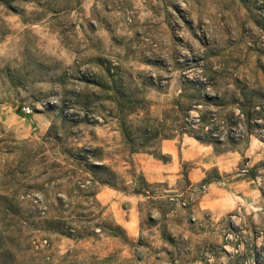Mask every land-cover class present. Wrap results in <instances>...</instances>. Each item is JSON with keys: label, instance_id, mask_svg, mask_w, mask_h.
<instances>
[{"label": "rangeland", "instance_id": "1", "mask_svg": "<svg viewBox=\"0 0 264 264\" xmlns=\"http://www.w3.org/2000/svg\"><path fill=\"white\" fill-rule=\"evenodd\" d=\"M0 264H264V0H0Z\"/></svg>", "mask_w": 264, "mask_h": 264}, {"label": "built area", "instance_id": "2", "mask_svg": "<svg viewBox=\"0 0 264 264\" xmlns=\"http://www.w3.org/2000/svg\"><path fill=\"white\" fill-rule=\"evenodd\" d=\"M22 113H29V108L28 107H22Z\"/></svg>", "mask_w": 264, "mask_h": 264}]
</instances>
